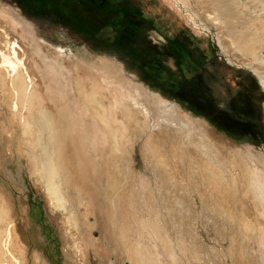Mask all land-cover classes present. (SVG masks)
I'll list each match as a JSON object with an SVG mask.
<instances>
[{
    "label": "rangeland",
    "instance_id": "374dc122",
    "mask_svg": "<svg viewBox=\"0 0 264 264\" xmlns=\"http://www.w3.org/2000/svg\"><path fill=\"white\" fill-rule=\"evenodd\" d=\"M1 1L35 21L55 43L64 35L79 44L83 55L115 51L111 56H117L128 73L163 91L182 109L206 117L219 131L252 144L264 162V84L249 66L225 51L228 47L220 44L217 29L203 22L183 0ZM263 21L256 18L253 25L257 27L249 29H261ZM133 29L136 34L131 33ZM137 42H145L148 58L138 56L144 52ZM262 44L256 42L255 53L264 61ZM65 67L73 86L71 69ZM38 69L39 91L34 94L35 107L30 108L34 112L13 116L0 89V244L5 228L12 224L11 245L22 264H89L92 259L97 264H264V205L251 193L242 168L228 162L206 169L199 153L191 158L179 148L170 152L173 156L162 153L170 150L171 139L162 138L165 142L150 146L131 129L129 134L126 129L119 131V126L127 125L123 116L109 125V134L120 139L118 148L107 143L102 150L85 151L80 160L102 169L98 181L104 208L97 214L81 192L86 202L79 201L77 216L62 218L43 190L37 137L43 120L41 105L52 100L42 95L46 72ZM71 97L76 106L78 94L71 92ZM88 120L90 130L99 128L91 122L96 117ZM54 121L56 131V115ZM64 140L63 166L73 190L75 164L67 161L72 155ZM78 173L84 175L81 165ZM33 208L39 218L36 222L30 221ZM71 223L84 231V261L70 249L75 241ZM41 237L47 243L45 257L37 252H44ZM102 240L101 250L97 249L94 243ZM6 262L14 264L1 245L0 264Z\"/></svg>",
    "mask_w": 264,
    "mask_h": 264
},
{
    "label": "bare ground",
    "instance_id": "6f19581e",
    "mask_svg": "<svg viewBox=\"0 0 264 264\" xmlns=\"http://www.w3.org/2000/svg\"><path fill=\"white\" fill-rule=\"evenodd\" d=\"M183 1L194 7L203 22L210 23L217 29L220 44L223 48L228 47L225 51L232 54L241 65L249 66L264 84L263 57L255 53L256 42L264 43V21L261 22V29L254 28L253 31L249 29V26L257 27L253 25L256 18L264 19L261 16L264 13V0ZM239 25L244 28L242 32L239 30L241 27L238 29ZM44 35L35 21L21 14L15 6L0 0V84H2L0 89L3 92V103L10 107L13 116H23L26 110L31 112V105L35 107L34 94L38 93L36 85L39 76L36 69L39 68L38 70L43 72L42 68H45L46 79L43 88L45 91L42 95L51 99L52 104L45 99L41 105L43 120L41 127L39 126L37 139L42 156L43 190L50 198L53 209L57 210L62 218L69 220L77 216L79 201L86 202L81 192L86 193L97 214L104 208L103 190L98 181L102 169L99 166L93 167L92 164L90 166L85 160V164L81 163L80 160L83 159L85 151L102 150L107 143L108 146L114 144L118 148L120 139L115 134H109L111 130L109 125L120 122L122 116L127 125L125 128L119 126V131L125 132L126 129L129 134L131 129V132L141 136V141L150 146L160 145L161 142L171 139L170 150L162 152L161 148L158 153L173 156L170 152L177 148L186 156L192 154L191 158L199 153L206 169L211 170L215 169L216 165L223 166L228 162L240 166L250 185L251 193L264 205V162L261 158L262 153L259 156V151H256L252 144L219 131L206 117L182 109L176 100L164 96L163 91L152 89L133 73V75L128 73L126 66L117 56L99 52H96V56H91L89 52L88 55H83L79 44L69 42L71 39L64 35L59 43ZM261 47L264 49L263 44ZM249 54L253 57L249 58ZM65 66L71 69L69 73L72 74L73 86L68 81ZM71 92L79 96V100L76 99V106L73 101L71 102ZM42 100L38 101L39 104ZM73 107L75 109H72ZM76 110L80 114L77 115ZM55 115L58 123L56 131L52 129ZM89 117H96V120L91 122L99 128L89 129ZM51 130L52 133L49 135ZM170 132L176 134L171 135ZM64 138L70 145L72 155V159L67 161L75 164L73 171L76 173L77 181L73 190L68 185L70 177L63 166L66 160V156H63ZM185 142L191 145L188 147ZM225 154L229 157L221 159ZM79 165L84 171L82 176L78 173ZM74 192L77 197L73 196ZM30 218V221L34 222L39 220L37 210L34 208ZM108 220L112 234L109 217ZM100 222H97L99 231L102 230ZM72 228L75 241L73 245L70 244V249L74 250L76 257L84 261L85 249L82 248L85 240L84 231L78 224ZM33 235L36 237L37 232ZM4 236L3 243L0 244L2 253L12 258L14 264H22L24 261L14 252L11 245L12 224L5 228ZM41 240L44 252H37L43 253L45 257L47 243L45 237H41ZM93 240L94 238L91 241ZM85 243L89 244L88 241ZM102 244L103 240L95 242L94 246L98 245L97 249L101 250ZM89 264L97 263L92 259Z\"/></svg>",
    "mask_w": 264,
    "mask_h": 264
},
{
    "label": "flooded vegetation",
    "instance_id": "af4514ba",
    "mask_svg": "<svg viewBox=\"0 0 264 264\" xmlns=\"http://www.w3.org/2000/svg\"><path fill=\"white\" fill-rule=\"evenodd\" d=\"M136 32H137V30L135 31L134 29H133V31H131V33L132 34H136ZM147 40H149V41H151L152 40V38L151 37H148L147 38ZM138 43V42H137ZM139 45V50L141 51V52H144V54L142 53L141 55H138L139 57H146V58H148L149 56L148 55H146L147 53H148V51H146L147 50V48H145L146 47V44H145V42H141V43H138ZM156 45V44H155ZM139 51V52H140ZM122 52V51H121ZM146 53V54H145ZM140 54V53H139Z\"/></svg>",
    "mask_w": 264,
    "mask_h": 264
},
{
    "label": "water",
    "instance_id": "95a60500",
    "mask_svg": "<svg viewBox=\"0 0 264 264\" xmlns=\"http://www.w3.org/2000/svg\"><path fill=\"white\" fill-rule=\"evenodd\" d=\"M113 53H115V51H110L108 53H106L107 55H112Z\"/></svg>",
    "mask_w": 264,
    "mask_h": 264
}]
</instances>
